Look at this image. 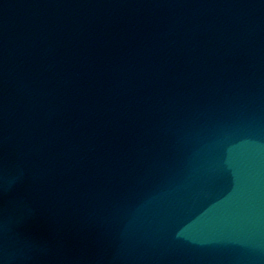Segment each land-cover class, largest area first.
<instances>
[{
    "label": "water",
    "instance_id": "water-1",
    "mask_svg": "<svg viewBox=\"0 0 264 264\" xmlns=\"http://www.w3.org/2000/svg\"><path fill=\"white\" fill-rule=\"evenodd\" d=\"M0 264H264V0H0Z\"/></svg>",
    "mask_w": 264,
    "mask_h": 264
}]
</instances>
